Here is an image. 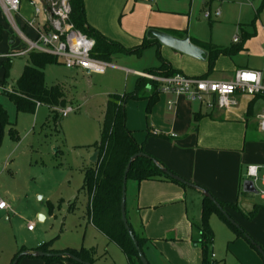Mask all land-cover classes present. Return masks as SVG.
<instances>
[{
    "label": "rangeland",
    "instance_id": "rangeland-1",
    "mask_svg": "<svg viewBox=\"0 0 264 264\" xmlns=\"http://www.w3.org/2000/svg\"><path fill=\"white\" fill-rule=\"evenodd\" d=\"M150 4L154 9L167 11L160 14L166 23L170 15L165 14L175 13L174 19L182 20L188 36L198 40L228 47L236 35H249L247 50L228 57L227 61L240 68L264 66V0H152ZM209 11L212 21L205 17ZM21 12L30 17L29 2L23 3ZM218 12L219 17H214ZM0 19L4 30L0 41L1 58L10 51L21 50L24 41L8 23L2 9ZM16 23L20 28L19 19ZM118 35L129 43L124 34ZM12 38L15 42L11 45ZM157 48L146 49L140 57L116 54L112 60L115 68L108 69L104 75H83L81 71L67 69L61 61L48 64L44 70L46 85L57 86L66 104L55 110L60 113L65 108L71 109L68 117H60L57 122L51 107L44 104L38 108L36 104L35 112L17 111L15 104L2 93L15 94V83L28 58L13 59L8 82L4 81L5 70L0 59V104L10 118L0 140V198L10 207L0 212V264H13L23 249H36L51 241L57 251L94 249V264H128L125 255L88 223L84 184L87 171L94 166L93 146L101 137L108 95L134 91L137 85L138 78L127 75L121 68L151 69L161 65V58H171L168 55L173 52L171 49L162 46L158 51ZM262 106L259 103L254 106L255 116L261 114ZM255 140L264 141V133L258 134ZM137 184L134 180L128 181L127 209H132L135 192L138 195ZM144 186L148 184L140 185L141 194L135 204L139 209L136 207L133 215L134 222L145 223V234L154 239L153 245L145 250L150 264H200L201 249L190 240H160V235L175 236L178 230H188L191 223H200L202 218L197 215L203 197L187 189L186 198L180 203L182 223L175 224L173 221L179 217V213L172 210L175 206L156 204L148 208L144 202L156 195L159 196L155 199H160L164 192L143 190ZM258 187L263 188L260 183ZM249 198L264 204L258 194ZM71 205H75L74 210L70 209ZM219 218L214 213L210 221L215 235V254L225 264H264V258L250 241L238 237ZM31 223L35 225L33 232L28 230ZM19 264L36 263L25 257Z\"/></svg>",
    "mask_w": 264,
    "mask_h": 264
},
{
    "label": "crops",
    "instance_id": "crops-1",
    "mask_svg": "<svg viewBox=\"0 0 264 264\" xmlns=\"http://www.w3.org/2000/svg\"><path fill=\"white\" fill-rule=\"evenodd\" d=\"M150 1L152 0H84L86 8V19L90 26H92L108 38L120 42L126 48H134L140 45L145 38H148L147 32L150 29H158L165 32H184L186 33V35H188V31L184 29L185 27L182 20L178 21L174 19V17H177L175 16V13L165 14L170 15V20L168 23H166L160 18V14L167 11L162 9H154L152 4H150ZM24 2H22V6ZM29 9H31L32 12L30 17H27L22 12H20L16 19H19L20 29L22 31L31 36H34V29L28 27L26 25V22H33L34 28H39L47 21L48 14L45 13V15L41 14L40 16L36 17L34 14V7L30 3ZM214 17L219 16L215 15ZM212 18L213 15L211 19L208 20L212 21ZM118 33L124 34L129 43L124 41L123 38L118 35ZM238 37H240L241 41L243 34L242 36ZM189 38L194 44H197L196 41L202 43H211L204 40L195 39V37L192 36H189ZM247 40L245 41V46L247 45ZM14 42L15 39L12 38L10 42L11 45L14 44ZM232 43H234V41ZM245 46L243 51L247 50ZM22 47L23 48L21 50L25 49L26 47V44L24 42ZM171 51L173 52L168 53L171 58H165V60L172 65L174 70L180 72L179 74L188 77H199L217 82H228L234 79L236 72L240 69H264V66L261 68H249L248 66L240 68L234 63H232V65H229L227 61L228 56H221L216 61L214 71L211 74H208V60L201 61L191 56L177 52L173 49H171ZM12 52L10 51L8 53ZM2 56L0 59L2 60V62H4ZM24 57L28 58V56ZM16 58L19 57H15L14 59ZM11 62L13 63V59L11 60ZM58 62L59 61H57L56 63ZM113 68H115L114 65ZM121 69L124 70L126 74L128 73L127 75H135L138 78V81L140 80V78H143L147 83L146 95H150L149 93L151 92V86L148 82L150 80L141 75L147 74V70L150 68L133 71L125 68ZM72 71L79 72L81 70ZM84 74L86 73L83 72V75ZM203 98L205 100V103H201L197 100H190L186 96L177 95L174 92H162L159 95V102L153 108L149 122L147 121L146 117V109L148 105L147 100L133 101L131 103L128 102L126 104L128 111L126 126L130 131L134 133V136L138 143L144 145L145 152L154 156L169 170L173 171L178 176L191 182L192 184L204 188L218 201L237 204L240 211H236L231 207H225L226 212H228L233 220L236 221L244 229L246 234L251 239L256 241L261 245L262 248H264V204H260L259 202H256L255 200L249 198L256 196L257 194H247L244 193L242 189L243 182L245 180H248L246 177L248 166L264 164V141L255 140L257 138V135L261 134L258 125L260 115H254V106L256 104L259 103L261 104V106L263 105L262 109L264 108V98L259 97L258 99H256L251 96L237 95L236 99L238 101V104L229 108H219L216 105L214 107H210L208 103L215 101L212 95L205 94ZM253 100H256V102L255 105H253L251 114L248 115L250 105ZM196 116L198 119L196 118ZM149 130H152V135H149ZM162 134L164 136H167L168 139L160 137V135ZM96 162L97 160L93 162L94 166ZM262 174L264 175V173ZM136 183H138V195H136L135 192V198H132V209H128V214L129 221L132 226L137 230V232L142 233L143 236L148 239V244L144 249L145 252L147 248L153 245L154 239L145 234V223L142 222L140 224H136V222H134L133 212L136 207L139 209L138 205L135 204H138L141 194L140 185H145V183L148 184V186H144L143 190L154 189L156 192H164L162 193L160 199H155L159 196L156 195L153 199L144 202L145 204H148L146 205L148 208H152L153 205L156 204H160L161 206H175V208H172V210H175L179 213V217L173 221V223L175 224L182 223L180 208L182 207V205L180 203H182L186 198L187 189L191 188H183V186L173 182L143 181L141 183ZM260 185L263 188H259L257 185L256 188L258 189V192L259 190L264 189V185H262L261 183ZM200 195L203 197L202 194ZM243 197L244 200L242 199ZM260 199L264 201V198H262L261 196ZM0 200L4 199L0 198ZM203 200L200 204L199 213L197 215L198 218H202ZM255 206H261V209H259L258 214L254 219L247 220L243 216V213H249L253 211ZM5 211L7 210H0L1 213ZM212 218L213 215L210 219L211 222ZM200 224L201 222L191 223V226L188 230H178L175 236L168 237V234L166 237L164 234H161L160 240H163L165 238L167 240H169L168 238H170L171 240L186 239L190 240L195 247H199L201 249V247L197 245V242L200 240V234L198 229L196 228L200 226ZM107 240L109 241L108 238ZM214 251L215 249L213 246V253L215 254ZM215 256L217 261H219L221 264H225V261L222 258H219L216 254ZM31 259H33L36 264H43L40 259ZM201 261L202 249L200 264ZM65 264L75 263L68 262Z\"/></svg>",
    "mask_w": 264,
    "mask_h": 264
},
{
    "label": "trees",
    "instance_id": "trees-1",
    "mask_svg": "<svg viewBox=\"0 0 264 264\" xmlns=\"http://www.w3.org/2000/svg\"><path fill=\"white\" fill-rule=\"evenodd\" d=\"M21 1L24 2L28 0ZM70 5L72 8L71 20L74 25L83 33L95 40V48L92 53V56L94 58L112 63L114 56L118 53H126L130 55H137L140 57L143 51L150 47L157 46L158 51L161 48L156 40H152L149 38H145L140 45L134 48H126L120 42L108 38L89 25L86 19V8L84 0H70ZM3 32V26L0 21V41L3 39ZM167 33L178 38H184L186 36V33L184 32L168 31ZM249 37V35L243 34L242 40L240 42H234L229 47H218L212 43H202L196 41L197 44L195 45H199V47H202V49H204L208 53V74H211L214 71L216 61L219 57H229L243 51L245 41L247 40V38L249 39ZM161 61L162 63L158 68L148 69L147 73L166 77L180 73L174 70L172 65L165 59L161 58ZM56 62L57 60L49 54L31 52L28 55L27 65L24 67L21 77L15 83V94H2H5L10 98V100L15 104L17 111L35 112L36 104L38 103L51 107L54 110L53 112L55 113L53 119L57 122L60 116L55 109L57 107H65V99L63 98V93L57 86L48 87L46 85L44 72L48 64ZM12 64L13 63L11 62V60H7L1 63V67L5 70L4 81L6 82H8L7 79L9 78V72ZM148 82L151 86V92L149 93L150 95H146L147 83L143 78H140V80L138 81L137 87L134 92L109 95L107 104L105 106V115L101 137L100 140L93 146L97 153V162L94 167L87 171L84 184V192L87 196L86 215L89 223L92 224L99 233L106 236L111 243L115 244L124 253L127 258L128 264L142 263L139 258L138 252L131 240V237L125 229L121 214L124 173L127 164L132 156L139 152L145 154L147 153L144 150V145L138 143L134 136V133L130 131L126 126V104L129 101L147 100L148 105L146 109V117L147 121L149 122L153 108L159 102V95L160 93H162V90L160 84L154 81ZM258 98L259 97H257L256 99ZM255 102L256 100L252 101L248 115L251 114ZM0 123L2 126V132L3 127L10 124L8 112L3 108L1 104ZM10 134L13 136V129L11 130ZM149 135H152V130H149ZM160 137L168 139V137L164 136L163 134L160 135ZM148 155L156 159L154 156L150 154ZM171 172L174 173L173 171ZM130 179L139 183L143 181L173 182L183 186V188H187L186 186L173 181L171 178L164 175L154 165L152 160L146 158H138L132 164V167L128 174V181ZM218 202L223 206L224 209L225 207H231L236 211H240L237 204H230L221 201ZM74 209L75 205H72L71 210ZM259 209H261V206H255L253 211L249 213H243V216L247 220H252L257 216ZM214 213H217L220 219L225 222L236 233L238 237L246 238L247 235L241 226L240 229L233 226L211 201L204 198L202 207V221L200 226L196 227L200 234V240L197 242V245H199L202 249L201 264H221L219 261L212 258V255L214 254V232L210 225V219ZM127 218L131 230L135 235L140 248L144 252V249L148 244V239L143 236L142 233L137 232V230L132 226L129 221L128 209ZM248 240L255 248V245L261 246L251 238ZM36 250L48 253H69L84 262L90 264H94L95 262V250L93 249L90 251H87L85 249H82L81 251H78L76 249L57 251L54 249L53 242L51 241L39 246L38 248H36ZM35 259H40L43 264H52L54 262L62 264L68 262L78 264L68 258Z\"/></svg>",
    "mask_w": 264,
    "mask_h": 264
},
{
    "label": "built area",
    "instance_id": "built-area-1",
    "mask_svg": "<svg viewBox=\"0 0 264 264\" xmlns=\"http://www.w3.org/2000/svg\"><path fill=\"white\" fill-rule=\"evenodd\" d=\"M34 7L36 17L47 13V21L39 28H34L33 22H26V25L34 29V36L22 31L16 23V17L21 12V0H0L1 9L4 11L7 21L12 24L24 43L25 49L5 54L4 61L12 60L15 57L28 56L31 52L45 53L61 61L69 70H81L86 74L104 75L108 69L113 68L112 63L103 61L92 56L95 48V40L79 30L71 20L72 8L70 0H28ZM220 15V12L215 14ZM211 19L209 11L205 16ZM234 42H240L236 36ZM137 74V73H136ZM143 77L154 81L161 86L162 92H174L177 95H184L190 100H197L205 103L203 96L212 95L214 102L208 103L210 107L215 105L219 108L236 106L237 95L251 96L253 98H264V69H240L236 72L233 80L228 82H217L206 78L188 77L182 74L173 76H161L155 74H141ZM41 104H37V108ZM71 109H64L59 113L60 117H68ZM259 129L264 133V108L259 116ZM263 165L248 166L246 177L254 182L264 185ZM259 195L264 198V189L259 190ZM10 209L8 203L0 200V210ZM34 224L28 226L33 231ZM216 259L215 254L212 255Z\"/></svg>",
    "mask_w": 264,
    "mask_h": 264
},
{
    "label": "water",
    "instance_id": "water-1",
    "mask_svg": "<svg viewBox=\"0 0 264 264\" xmlns=\"http://www.w3.org/2000/svg\"><path fill=\"white\" fill-rule=\"evenodd\" d=\"M147 37L152 40H156L160 46H166L168 48H171L177 52L183 53L185 55L191 56L193 58H196L201 61H205L208 58V53L202 49L201 47L195 45L190 40L189 36L186 35L184 38H178L173 35H170L169 33L158 30V29H150L147 32ZM2 136V126L0 123V140ZM138 158H146L153 161L154 165L166 176L171 178L173 181H176L188 188H191L200 194L203 195L204 198L211 201L216 208L226 217V219L236 228L240 229V225L233 220V218L230 216L228 212L223 208V206L217 201L216 198H214L208 191H206L204 188H201L200 186H197L195 184H192L191 182L183 179L182 177L178 176L177 174L172 173L167 167H165L160 161L154 159L153 157L149 156L148 154L139 152L132 156L127 164L125 173H124V179H123V191H122V201H121V214L122 219L124 222V226L126 231L131 237V240L134 244V247L136 248L139 258L141 260L142 264H150L147 257L145 256L144 252L139 246V243L133 234L131 227L128 222L127 218V183H128V174L130 172V169L132 167V164L138 159ZM97 160V153H95L93 157V162ZM242 189L244 193L247 194H258V189L256 188L255 184L251 180H245L242 185ZM247 239H250L248 235H246ZM256 249L259 251L261 256L264 258V250L261 246L255 245ZM25 257H31V258H68L71 261H74L78 264H90L87 262L82 261L81 259L77 258L76 256L69 254V253H48L43 252L39 250H26L21 252L16 259L14 260L13 264H19V261Z\"/></svg>",
    "mask_w": 264,
    "mask_h": 264
}]
</instances>
